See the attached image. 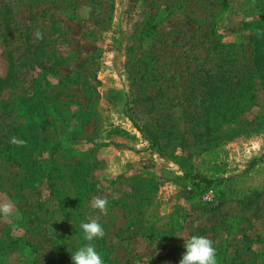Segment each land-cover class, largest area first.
I'll list each match as a JSON object with an SVG mask.
<instances>
[{"label": "rangeland", "instance_id": "374dc122", "mask_svg": "<svg viewBox=\"0 0 264 264\" xmlns=\"http://www.w3.org/2000/svg\"><path fill=\"white\" fill-rule=\"evenodd\" d=\"M4 204L0 264H73L95 218L104 264H179L193 235L264 264V0H0Z\"/></svg>", "mask_w": 264, "mask_h": 264}, {"label": "clouds", "instance_id": "9594fccd", "mask_svg": "<svg viewBox=\"0 0 264 264\" xmlns=\"http://www.w3.org/2000/svg\"><path fill=\"white\" fill-rule=\"evenodd\" d=\"M37 37L39 39L43 38L40 33H37ZM108 203L107 199L97 198L93 207L103 213L107 210ZM11 207L10 204H4L0 207V212L10 214ZM80 227L83 230V239L87 243L74 253L72 252L73 264H104L101 253L93 243V241L105 236V230L99 223L98 218L83 222ZM182 239L185 241L184 248L186 251L183 253L179 264H217L216 249L210 239L198 235H193L187 240Z\"/></svg>", "mask_w": 264, "mask_h": 264}, {"label": "trees", "instance_id": "16d2710c", "mask_svg": "<svg viewBox=\"0 0 264 264\" xmlns=\"http://www.w3.org/2000/svg\"><path fill=\"white\" fill-rule=\"evenodd\" d=\"M251 36L253 37V35H251ZM11 72H12V69H11V65H10V75H11ZM35 116H38L37 111L32 110L31 114L29 115V120H31L33 123H36V124L40 123L41 124V122L38 121L37 118L34 119ZM33 140L34 139H32V141ZM17 147L18 146L15 144L10 145V146H6L4 148L5 159L7 161H9L10 163L16 165L17 167L23 168L26 172L25 174H27L28 176L34 175L35 171L33 173H31V170H34V164H35V160H34V158H32L34 155V152H35L34 149H31L29 147H25L23 149V154H25V156H24V155H22V153H19V149ZM41 176H43V175H41ZM183 178H184L183 182L189 184L192 187V192L194 195H199L205 187L210 186L213 183L211 179L196 177L193 174L192 175H186ZM31 181H32L31 183L26 184L27 187L28 186L30 187L33 184V182H35V179L34 180L31 179ZM13 245H15V240H10V242L8 243V249H10L11 246H13ZM9 246H10V248H9Z\"/></svg>", "mask_w": 264, "mask_h": 264}, {"label": "built area", "instance_id": "2783aa9c", "mask_svg": "<svg viewBox=\"0 0 264 264\" xmlns=\"http://www.w3.org/2000/svg\"><path fill=\"white\" fill-rule=\"evenodd\" d=\"M186 188L188 190H190L191 186L187 185ZM214 196H215V191H214L212 186L205 187L201 191V193L199 194V197H200L201 201H203V202H211V201H213Z\"/></svg>", "mask_w": 264, "mask_h": 264}]
</instances>
